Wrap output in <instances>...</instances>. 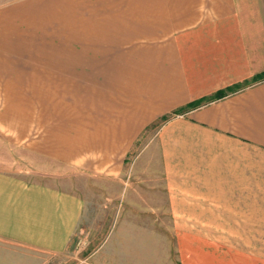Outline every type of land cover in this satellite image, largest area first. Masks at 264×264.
Masks as SVG:
<instances>
[{
    "label": "crops",
    "instance_id": "obj_1",
    "mask_svg": "<svg viewBox=\"0 0 264 264\" xmlns=\"http://www.w3.org/2000/svg\"><path fill=\"white\" fill-rule=\"evenodd\" d=\"M0 109V264H62L93 174L163 264H264V0L1 3Z\"/></svg>",
    "mask_w": 264,
    "mask_h": 264
},
{
    "label": "rangeland",
    "instance_id": "obj_2",
    "mask_svg": "<svg viewBox=\"0 0 264 264\" xmlns=\"http://www.w3.org/2000/svg\"><path fill=\"white\" fill-rule=\"evenodd\" d=\"M7 1L9 0H0V4ZM1 111L0 109V112ZM1 115L2 112L0 113V116ZM15 151L19 152L16 149ZM14 162H16V165H13V168L20 169L19 159H15ZM126 165V171H128L132 165L130 162H127ZM60 174L64 173L60 172ZM84 176L85 175L82 177ZM41 177L45 178V176ZM131 177L132 174L129 172L124 173L126 181L130 180ZM105 179L106 177H104V174H93L83 179L81 178V181L85 185L82 190V195L86 198L88 203L93 202L91 218L89 219V216L86 215L84 221V224L88 226L89 229L82 230L81 235L76 238L73 252L70 254H63L60 257L51 258V260L60 261L62 264H68L73 261L78 262L86 259L88 254L95 249L101 248L109 250L114 255L120 257L121 261L126 264H163L168 257L173 256L169 246L171 240L163 235L162 237L151 239L149 237H139L143 236L141 233L137 237L133 232L125 228H120L121 230H118L117 223L115 222L116 217L118 214L119 216L122 214V210L126 205L114 206L113 203L116 201H107L106 195L101 192V187H105ZM68 182L66 184H68ZM114 187L117 186L114 185ZM76 191L78 192V189H76ZM113 192L115 197L118 191L114 189ZM159 204H161V201H159ZM129 208L130 212H132V207L130 206ZM161 208L162 205L152 206V211L155 212L157 210L158 212ZM157 215L156 221L153 222L155 217L152 218V223L158 226L157 229L162 230V232L159 233H164V226L167 227V231H170L171 227H169V224L171 223L168 214L165 212V208H162ZM141 217L143 218V216Z\"/></svg>",
    "mask_w": 264,
    "mask_h": 264
}]
</instances>
